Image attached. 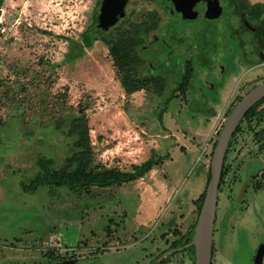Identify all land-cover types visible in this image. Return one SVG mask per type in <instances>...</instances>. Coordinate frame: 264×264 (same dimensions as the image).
Returning <instances> with one entry per match:
<instances>
[{"label": "rangeland", "instance_id": "obj_1", "mask_svg": "<svg viewBox=\"0 0 264 264\" xmlns=\"http://www.w3.org/2000/svg\"><path fill=\"white\" fill-rule=\"evenodd\" d=\"M100 4L101 0H4L0 11V263L18 256L25 264H42L44 254H50V260L64 258L65 264H192L184 241L195 229L213 144L229 110L245 92L234 88L241 72L228 74L226 81L218 77L223 60L230 58L227 48L233 44L215 40L213 50L203 52L205 60L193 63L188 39L180 35L189 23L160 14L153 1L131 0L120 22L107 33L98 32L94 26ZM150 14L155 15L158 28L169 26V33L157 29L148 34L143 54L153 69L143 73V67L137 73L140 79L158 78L138 95L128 96L103 40L116 36L117 30L129 31L143 22L150 25ZM86 32L92 37L91 46L82 45V52L74 57ZM239 34L242 39L248 36ZM232 60L237 61V56ZM260 72L264 71L255 74ZM259 107L252 122L243 123L233 135L230 168L218 195L213 264H252L264 244V103ZM84 111L95 162L129 170L154 154L168 157L136 187L147 195L165 197L155 207L145 203L142 214L151 216L145 226L134 220L139 200L134 187L93 188L82 195L42 186L36 195L22 191L20 184L29 183L39 172L38 156L52 158L54 170L67 166L64 159L72 140L65 124L44 139L45 144L42 131ZM212 111L219 121L217 128L211 134L201 133L199 126L208 123ZM9 125L16 133L5 139ZM255 132L260 133L254 136ZM16 134L22 135L20 144L12 143ZM190 148L195 155L188 154ZM251 176V186L237 201ZM15 237L19 238L8 244ZM4 245L10 253L4 252Z\"/></svg>", "mask_w": 264, "mask_h": 264}, {"label": "trees", "instance_id": "obj_2", "mask_svg": "<svg viewBox=\"0 0 264 264\" xmlns=\"http://www.w3.org/2000/svg\"><path fill=\"white\" fill-rule=\"evenodd\" d=\"M4 0H0V11L3 6ZM149 19L151 24L143 22L138 25H133L129 31L117 30L116 36L111 39L103 40L105 45L108 46V53L112 58L113 65L116 67L117 79L123 88L126 95H132L136 92L146 89V86L158 77H142L138 78V70L143 68L140 72L151 73L152 65L148 58L143 54L144 44L148 41V34L158 29L157 23L154 21L155 15L150 14ZM95 20V19H94ZM95 25V24H93ZM96 30V27L94 26ZM156 42V41H153ZM92 43V37L86 32L82 34V43L76 46V52L74 57L78 56V51L82 52V45L90 47ZM157 43V42H156ZM147 60V64L142 65L144 58ZM256 107L251 108L245 115L248 117L251 115ZM231 113V110H229ZM228 112V113H229ZM85 111L81 113V116L74 119L68 118L67 120H60L53 128L42 131L41 136L43 142L44 139L56 133V130H62L65 124L66 134L71 137L72 146L68 148L70 152L69 156L64 159L67 166L64 169L54 170V160L44 156H38L36 158V164L39 168V172L29 183H21L20 186L24 192L34 193L39 187H46L49 191L55 192L56 189H66L69 192L82 195L89 192L93 188L108 189L111 187H120L124 184L132 183L144 178L155 167L162 164L167 158L164 156L152 155L148 160L136 165L132 164L129 170L122 171L117 167H106L99 162L94 161L93 148L88 135V128L86 126ZM229 113V114H230ZM12 125V124H11ZM7 127V135H3L5 139H11L14 135L13 126ZM10 135V136H9ZM22 140L21 134H16L12 140L13 144H20ZM216 142L213 144V149ZM229 143V147H230ZM49 145V144H47ZM212 146V145H211ZM13 147H16L15 145ZM7 151V150H6ZM213 153V150H212ZM224 169L222 172V178L224 175ZM208 179H210V168L208 170ZM221 178V179H222ZM209 181V180H208ZM205 191L198 198V210L200 211L201 204L204 198ZM55 198V197H52ZM85 203H90L89 201ZM84 203V204H85ZM198 211V212H199ZM193 228L188 232L184 243L187 245L186 249L192 253V264H194V248L192 246L193 240Z\"/></svg>", "mask_w": 264, "mask_h": 264}, {"label": "flooded vegetation", "instance_id": "obj_3", "mask_svg": "<svg viewBox=\"0 0 264 264\" xmlns=\"http://www.w3.org/2000/svg\"><path fill=\"white\" fill-rule=\"evenodd\" d=\"M130 1L131 0H126L123 8L120 9V4H122V0H109V10L108 12L105 11L102 15L101 7L104 3V0H101V4L98 9V14L96 15V31H109L110 28L114 27L118 22H120L121 19H123L125 16V8ZM150 1H153L155 3V9L159 10L161 12L160 14H163L167 17H172L173 19L179 20L181 22L189 23V25L185 26L187 28L183 27L181 29L182 34L180 31V35H186L185 38L188 39V48L190 49H188V54L192 57L193 63L194 61L197 62V60H205V55L203 52L205 50H213L212 48L216 46L215 40H218L219 42V40L221 39V42L224 41L227 43L229 41L233 44V48H227V51L230 54V58L223 60L218 77L226 81L228 74H231L230 76H232L241 72L237 76L239 78L234 84V88L236 90L241 92L245 91L243 96H241L240 100L255 86L264 81V72H260L261 74L256 73L257 76L249 80V77L255 74L257 70L262 69L264 71V3H251L249 0H199L192 6L191 11L184 15V13L179 9L180 6L178 1L171 0L172 6L167 7L166 0H161V2H163V5L165 6V9H160L156 1ZM116 4H118V7ZM119 13L122 15L118 18L117 22L113 25H109L110 22H113V20L116 19ZM232 21L235 22L234 26L232 25ZM195 22H197L201 26H197L194 28L189 27L191 26L190 24H195ZM170 26L173 29L174 24L170 22ZM167 27L170 28L169 26H164L163 24V26H160L158 30L163 29L161 31V33L163 34L164 29H167L165 33H169V29ZM242 31L248 34L245 39H242L241 36H239V33ZM234 56H237V61L232 60ZM211 71H214L213 65L211 67ZM225 83L226 82H224V84ZM232 100L229 101L228 105L231 104ZM262 103H264V99L259 101L254 106L256 108L253 110L250 116L243 117L233 135L237 133V130L243 123L252 122L253 118L255 117V111L261 110L259 106ZM257 133L255 132L254 136L258 135ZM233 135L231 137L232 140H230L229 142L231 143L230 147L228 144L226 155L224 158L223 167H225V169L223 178L221 176L222 179L220 180L218 195L223 185L227 169L230 168L227 162L229 158V152L233 144ZM253 178L254 176H251L246 179V181L238 192L237 201H240L242 197H244L246 189L251 186L250 184L252 183ZM255 186V188L260 187L259 184H256ZM214 250L215 247L213 239L212 264L214 262ZM263 256L264 244L261 245V248L259 249L257 254L255 255V257H253L252 264H255V262L262 264ZM50 257V254H44V261L42 262V264H65L64 258L61 259L55 257L58 260H50ZM0 264L18 263L9 260Z\"/></svg>", "mask_w": 264, "mask_h": 264}, {"label": "water", "instance_id": "obj_4", "mask_svg": "<svg viewBox=\"0 0 264 264\" xmlns=\"http://www.w3.org/2000/svg\"><path fill=\"white\" fill-rule=\"evenodd\" d=\"M125 1L126 0H122L120 9L123 8ZM154 1H156L160 9H165L161 0ZM175 1H178L180 11L186 15L191 11L192 6L199 0ZM166 3L167 7L172 6L171 0H166ZM116 5L118 7V4ZM108 10L109 0H104L101 7V14L103 15L104 12H108ZM121 15L122 14L119 13L116 19L113 20V22H110L109 25L116 23ZM262 99H264V81L250 90L233 108L223 125L219 137L217 138L210 163V179L205 189L204 198L193 234L192 246L194 248V264H212L213 232L216 220L219 184L227 147L240 121L246 113ZM255 264L259 263L255 262Z\"/></svg>", "mask_w": 264, "mask_h": 264}, {"label": "crops", "instance_id": "obj_5", "mask_svg": "<svg viewBox=\"0 0 264 264\" xmlns=\"http://www.w3.org/2000/svg\"><path fill=\"white\" fill-rule=\"evenodd\" d=\"M251 3H264V0H249ZM223 86V85H222ZM216 93V91H211V93ZM138 95V92H136V93H134L133 95ZM204 96V95H203ZM214 96V95H213ZM204 101V100H203ZM202 101V102H203ZM223 114H225V112H223ZM213 116V117H212ZM215 116V117H214ZM216 116L217 115H213V111L210 113V116L208 117V123H206V125L205 126H199V131L201 132V133H206V132H208V134H211V133H214L215 132V130H216V128H217V125H218V122L216 123ZM198 128V127H197ZM192 130H194V129H192ZM190 150H191V152H188V154L190 153V155H195V151L193 150V148L191 149L190 148ZM189 155V156H190ZM190 157H192V156H190ZM168 158V157H167ZM143 161H145V160H142V162H135V164L136 165H139V164H141V163H143ZM165 162H166V160H165ZM164 163V162H163ZM158 167V166H157ZM157 167H155L151 172L153 173L155 170H156V168ZM120 170H122L121 168H120ZM122 171H126V170H122ZM142 179H144V178H142ZM142 179H140V180H138V181H135V182H132V183H128V184H124V185H122V186H120V188H124V187H126V186H128V187H134L135 189V192L134 193H136L137 194V196H138V198H139V200H138V208L136 209V212H135V217H134V220H136V223H137V225L139 226V227H143V226H145L146 225V223H147V221H148V219H150L151 218V216H144V214H142V208L144 207V205H145V203L147 204V203H149V204H151V205H153L154 207L157 205H159V204H161V203H163V200L165 199V197H162V195H147V194H145V192L142 190V189H137L136 187H139L140 186V182H141V180ZM164 186H166L165 184H164ZM167 187V186H166ZM110 189V188H109ZM111 189H114L113 187H111ZM23 191V190H22ZM24 192V191H23ZM24 193H26V195H36V193H37V190L34 192V193H30V192H24ZM164 198V199H163ZM6 209H9V208H6ZM156 209V208H155ZM8 211H10V210H8ZM47 225V224H46ZM47 227H50V225L49 226H47ZM27 231H23V232H21V234L23 235V236H25V235H27ZM19 237H15V238H12V240L11 241H9V243L8 244H10V242H12L14 239H18ZM144 247H146V246H144ZM9 250V246H7V245H4V252L5 253H10V251H8ZM142 257H146V256H142ZM17 259L15 260V262L16 263H20V264H25L24 262H27V261H21V260H19L18 261V259H19V257L17 256L16 257ZM3 261H4V259H3ZM3 261H2V263H3Z\"/></svg>", "mask_w": 264, "mask_h": 264}]
</instances>
